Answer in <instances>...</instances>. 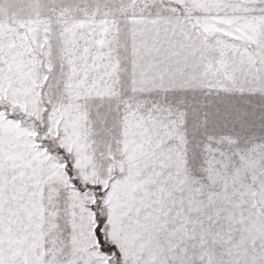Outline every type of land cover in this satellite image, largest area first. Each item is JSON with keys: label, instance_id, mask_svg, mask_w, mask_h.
<instances>
[{"label": "snow or ice", "instance_id": "snow-or-ice-1", "mask_svg": "<svg viewBox=\"0 0 264 264\" xmlns=\"http://www.w3.org/2000/svg\"><path fill=\"white\" fill-rule=\"evenodd\" d=\"M0 264H264V0H0Z\"/></svg>", "mask_w": 264, "mask_h": 264}]
</instances>
